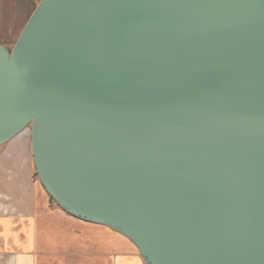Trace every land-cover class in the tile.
<instances>
[{
    "label": "water",
    "instance_id": "95a60500",
    "mask_svg": "<svg viewBox=\"0 0 264 264\" xmlns=\"http://www.w3.org/2000/svg\"><path fill=\"white\" fill-rule=\"evenodd\" d=\"M34 1L0 146L29 129L54 203L146 264H264V0Z\"/></svg>",
    "mask_w": 264,
    "mask_h": 264
},
{
    "label": "crops",
    "instance_id": "0c3cea01",
    "mask_svg": "<svg viewBox=\"0 0 264 264\" xmlns=\"http://www.w3.org/2000/svg\"><path fill=\"white\" fill-rule=\"evenodd\" d=\"M34 171L24 129L0 146V264H146L124 235L50 201Z\"/></svg>",
    "mask_w": 264,
    "mask_h": 264
},
{
    "label": "rangeland",
    "instance_id": "374dc122",
    "mask_svg": "<svg viewBox=\"0 0 264 264\" xmlns=\"http://www.w3.org/2000/svg\"><path fill=\"white\" fill-rule=\"evenodd\" d=\"M36 4L37 1L34 0H0V40L13 41L19 35ZM34 180L39 184L36 171H34Z\"/></svg>",
    "mask_w": 264,
    "mask_h": 264
},
{
    "label": "trees",
    "instance_id": "16d2710c",
    "mask_svg": "<svg viewBox=\"0 0 264 264\" xmlns=\"http://www.w3.org/2000/svg\"><path fill=\"white\" fill-rule=\"evenodd\" d=\"M51 199V198H50Z\"/></svg>",
    "mask_w": 264,
    "mask_h": 264
}]
</instances>
